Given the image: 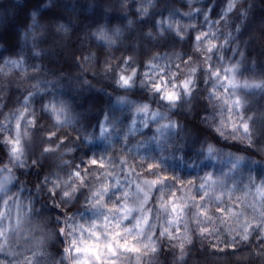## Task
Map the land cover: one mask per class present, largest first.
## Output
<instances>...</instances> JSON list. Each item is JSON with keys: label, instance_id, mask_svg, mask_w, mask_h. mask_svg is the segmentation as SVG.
I'll list each match as a JSON object with an SVG mask.
<instances>
[{"label": "clouds", "instance_id": "obj_1", "mask_svg": "<svg viewBox=\"0 0 264 264\" xmlns=\"http://www.w3.org/2000/svg\"><path fill=\"white\" fill-rule=\"evenodd\" d=\"M0 264H264V0H0Z\"/></svg>", "mask_w": 264, "mask_h": 264}]
</instances>
